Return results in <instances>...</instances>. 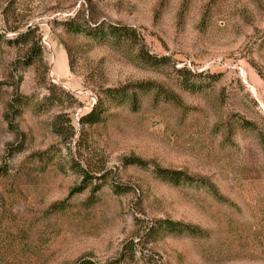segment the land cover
Returning <instances> with one entry per match:
<instances>
[{"label": "rangeland", "instance_id": "374dc122", "mask_svg": "<svg viewBox=\"0 0 264 264\" xmlns=\"http://www.w3.org/2000/svg\"><path fill=\"white\" fill-rule=\"evenodd\" d=\"M0 167V264H264V0H0Z\"/></svg>", "mask_w": 264, "mask_h": 264}, {"label": "trees", "instance_id": "16d2710c", "mask_svg": "<svg viewBox=\"0 0 264 264\" xmlns=\"http://www.w3.org/2000/svg\"><path fill=\"white\" fill-rule=\"evenodd\" d=\"M74 21V19L69 20L68 22L65 23L66 26V30L71 31V32H78V31H84L85 29H87V31H91L93 30L94 27H91V25L86 24V22H83V24H81V26H74L71 27L70 24ZM109 34L112 36H115V32L117 31V29L115 28H109ZM20 42L21 44L27 46V51L28 54H30V56L27 58V62L26 65H29L31 63L32 58L34 57H39L40 58V49H39V36L35 34V29H29L27 28L25 31L18 33L15 37V39L13 40L14 43L16 42ZM67 56L69 57L67 48H65ZM138 58L143 61L144 63H151V64H156L159 62V59L156 56H149L146 55L142 52H139L138 54ZM149 84L147 83H139L136 84L134 87L138 90H148L150 86H148ZM125 91L126 90H109L106 89L105 90V94L109 95L110 97H115L117 95H121L125 96ZM130 98V101L132 102V104L135 102L134 96L130 95L128 96ZM19 103L17 102L15 106L11 107L9 104H7L6 106V112L4 114V121L9 125V127H11V125L13 124L12 120L13 118H15L16 116L19 115L20 109H19ZM102 114H103V103L101 102V100L99 98H96V101L94 102V104L92 105L91 109L89 110V112H87L85 115L80 116L79 119L77 120V125L82 127L83 125H94L99 123L102 120ZM68 121V120H67ZM51 130L54 133H58L59 132V123L56 121L52 122L51 124ZM13 131L15 133L18 134L16 126L13 127ZM12 148V147H11ZM13 149H10V151ZM21 150H15V153L20 152ZM7 155H11L10 152H7ZM10 156V157H11ZM124 165H144V162H142L141 160L134 158V157H128V158H124L122 159ZM78 167V166H77ZM82 176H85L86 173L84 171H82V169L80 167L77 168ZM154 172L155 174L162 180L167 181L173 185H177L180 181H186V180H190L191 178L188 176H185L183 173L178 172V171H170V170H166V169H161L158 167H154ZM7 173V168L4 167H0V177L6 175ZM202 186L211 188V184L209 182H207V180L205 179H201L199 178L198 181ZM211 191V190H210ZM164 225V228L167 230H171V231H176L178 230L181 226V224L179 223H174V222H169V221H163L160 224ZM186 227V226H185ZM187 230H190L192 228H184ZM193 231V230H192ZM153 232L152 230L149 231V233ZM78 264H93L90 261H81Z\"/></svg>", "mask_w": 264, "mask_h": 264}]
</instances>
